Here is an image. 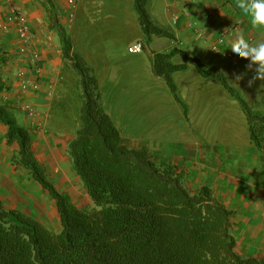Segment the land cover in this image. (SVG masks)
Here are the masks:
<instances>
[{
	"label": "crops",
	"instance_id": "obj_1",
	"mask_svg": "<svg viewBox=\"0 0 264 264\" xmlns=\"http://www.w3.org/2000/svg\"><path fill=\"white\" fill-rule=\"evenodd\" d=\"M237 3L147 0L150 19L174 38L151 35L146 42L133 0H0V106L27 129L35 158L74 206L92 203L66 152L80 126L81 98L79 75L63 55L62 35L71 44L70 55L76 53L93 70L102 107L123 144L175 169L188 191L209 188L232 212L235 252L242 258L264 256V145L251 143L244 112L216 76L203 77L190 63L171 73L186 106L184 115L150 63L154 52L180 50L205 68L218 69L254 109L264 112V81L249 87L255 65L249 69V61L234 57L230 49L238 34L249 43L264 41V28L253 26ZM10 8L30 25L26 53L18 50L16 23L7 19ZM136 41L143 43V50L128 53ZM170 60L185 62L181 54ZM22 70L41 86L39 91L21 92ZM237 75H243L238 86ZM6 132L0 121V202L49 230L52 218L59 223L55 202L27 168L13 162L18 144L8 143Z\"/></svg>",
	"mask_w": 264,
	"mask_h": 264
},
{
	"label": "trees",
	"instance_id": "obj_2",
	"mask_svg": "<svg viewBox=\"0 0 264 264\" xmlns=\"http://www.w3.org/2000/svg\"><path fill=\"white\" fill-rule=\"evenodd\" d=\"M147 0H133L145 36L174 38L150 19ZM64 57L79 75L80 126L67 145L73 170L90 199L78 208L48 179L35 158L26 128L0 106L8 143L16 142L13 162L28 169L33 180L55 202L60 230L53 233L38 220L0 202V264H264L261 258H242L234 250L230 231L232 212L209 188L188 191L182 175L156 163L145 151L123 144L119 130L104 111L98 81L71 44L61 36ZM181 54L184 63L170 59ZM152 71L162 77L186 115L171 73L192 64L203 77L216 76L238 101L255 147L264 145V112L254 109L216 68H205L196 57L172 49L150 55Z\"/></svg>",
	"mask_w": 264,
	"mask_h": 264
},
{
	"label": "clouds",
	"instance_id": "obj_3",
	"mask_svg": "<svg viewBox=\"0 0 264 264\" xmlns=\"http://www.w3.org/2000/svg\"><path fill=\"white\" fill-rule=\"evenodd\" d=\"M237 7L245 17L250 18L253 26L264 28V0H238ZM230 49L234 57L249 61V69L255 65V75L248 81L249 87L257 80L264 81V41L249 43L244 35L238 34ZM241 79L243 75L235 77L237 86ZM261 88L264 87L261 85Z\"/></svg>",
	"mask_w": 264,
	"mask_h": 264
},
{
	"label": "built area",
	"instance_id": "obj_4",
	"mask_svg": "<svg viewBox=\"0 0 264 264\" xmlns=\"http://www.w3.org/2000/svg\"><path fill=\"white\" fill-rule=\"evenodd\" d=\"M5 3H10L11 0H2ZM7 19L10 21H14L16 23V31H17V38L20 42L18 50L20 53H26L27 47L32 38V32L30 25L27 19L15 11V9L10 8L9 13L7 15ZM143 50V43L141 41H136L135 43L131 44L127 51L128 53H140ZM18 76L20 78V89L21 92L26 93L28 91L37 92L41 89V86L32 81L30 78L27 77L25 70L19 71ZM50 87V86H49ZM24 109L29 110V105H25Z\"/></svg>",
	"mask_w": 264,
	"mask_h": 264
},
{
	"label": "rangeland",
	"instance_id": "obj_5",
	"mask_svg": "<svg viewBox=\"0 0 264 264\" xmlns=\"http://www.w3.org/2000/svg\"><path fill=\"white\" fill-rule=\"evenodd\" d=\"M239 91V90H238ZM242 92V91H241ZM243 93H241V95H242ZM242 96H244V94L242 95ZM245 97V96H244ZM243 97V98H244ZM247 102H248V100H246ZM151 157V156H150ZM152 158V157H151ZM52 217V216H51ZM48 224L50 225V231L51 232H53V233H57V232H59V230H60V224L58 223V221L56 220V219H54V218H52L51 220H50V222H48Z\"/></svg>",
	"mask_w": 264,
	"mask_h": 264
}]
</instances>
